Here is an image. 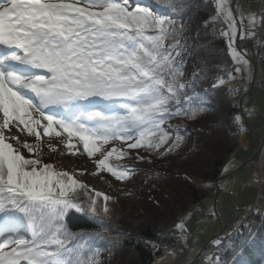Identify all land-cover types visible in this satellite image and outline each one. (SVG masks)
Listing matches in <instances>:
<instances>
[{
    "label": "snow or ice",
    "instance_id": "1",
    "mask_svg": "<svg viewBox=\"0 0 264 264\" xmlns=\"http://www.w3.org/2000/svg\"><path fill=\"white\" fill-rule=\"evenodd\" d=\"M153 3L0 0V264H102L92 243L104 237L72 231L69 217L90 215L105 227L113 197L99 191L89 195L74 174L44 162L42 137L49 138L51 151L61 144L73 156L86 154L94 173L124 181L137 167L114 165L111 158L134 156L151 163L153 155L171 153L183 138L180 125L168 121L193 120L204 110L185 72L190 29L182 13L190 5L187 0ZM215 11L212 19L223 18L227 30L221 35L239 65L234 71L241 72L249 61L237 40L256 36L257 18L249 14L245 25L246 18L241 14L237 20L227 0H215ZM231 123L244 130L242 114L232 116ZM244 227L240 223L233 234ZM176 228L183 238L185 223ZM215 245L240 255L234 242L227 248L216 238Z\"/></svg>",
    "mask_w": 264,
    "mask_h": 264
},
{
    "label": "trees",
    "instance_id": "2",
    "mask_svg": "<svg viewBox=\"0 0 264 264\" xmlns=\"http://www.w3.org/2000/svg\"><path fill=\"white\" fill-rule=\"evenodd\" d=\"M138 2L155 7L153 0ZM187 3L190 6L182 15L187 17L186 29H190L187 33L189 58L193 59L195 70H199L190 78L196 84L194 93L205 107L193 120L176 117L168 121L180 125L178 131L183 139L171 153L160 157L153 155L162 166L150 170V189L142 208L131 212L121 199L113 197L107 202L110 215L104 217L105 227L90 215H70L72 231L99 233L104 237L92 243L94 249H99L102 264H154L156 258L183 243L176 225L194 205L216 197L222 170L241 144L243 131L231 123L232 116L241 114L240 106L231 100L229 86L219 82L220 79L224 81L229 72L233 73L235 66L227 39L212 34L215 5L212 0H187ZM205 68L209 70L203 72ZM175 131L177 129H173ZM110 163L124 165L112 158ZM176 163L181 165L176 166ZM94 193L89 191L90 195ZM98 203L103 204L102 197ZM22 235L30 236V233ZM223 241L227 248L233 242L239 246L240 255L218 249L220 264H234L235 261L264 264V212H254L250 226L238 234L227 235ZM154 244L158 248L153 247Z\"/></svg>",
    "mask_w": 264,
    "mask_h": 264
},
{
    "label": "rangeland",
    "instance_id": "3",
    "mask_svg": "<svg viewBox=\"0 0 264 264\" xmlns=\"http://www.w3.org/2000/svg\"><path fill=\"white\" fill-rule=\"evenodd\" d=\"M212 1L215 5V0ZM227 2L233 9L237 20L243 14L246 18L245 25H247L249 14H255L257 26L254 31L257 35L261 27L260 17L264 15V0H227ZM212 22L214 23L212 34L224 37L221 32L227 30V28L223 23V18L213 19ZM225 38L227 39V37ZM254 38L237 40L239 50L249 61V66L241 72H235L234 69L239 65L233 62L235 66L232 70L233 73L229 72L231 75L228 73L227 78L224 80V83L229 86L231 100L240 106L243 115L244 130L240 139V147L222 170L216 197L194 205L179 222L185 223L186 232L183 243L175 247L180 246L185 249H181L182 252L177 254L173 251L175 248L173 247L171 251H166L164 256L156 258L154 264H220V252L216 248L215 239L220 238L223 240L227 235L233 234L235 227L243 223L234 218V211L239 209L245 215L250 214L247 222L243 223L245 227L250 226L254 212H264V171L259 169L258 166V172L255 165L252 164V162H256L257 149L261 144V139L264 140V122L262 121L264 116V88L262 89L259 86V81L264 82V62L260 60L258 55L260 41ZM250 41L253 43H248ZM261 41L263 47L264 38ZM189 56L186 57L185 72L190 78L196 76L199 70H195L193 59ZM240 67L243 68V66ZM208 70V68H205L203 72ZM26 138L30 143H35L33 137ZM48 140V137H42L41 156L44 162L53 164L58 171H67L74 174L90 190L102 192L118 200L121 199L124 207L131 212H135L144 206L147 199L146 195H148L150 189L148 185L151 183L150 170L161 169L162 166L161 162H158L154 156L151 157V163H141L136 159L129 160V157L123 159L113 157L112 159L115 162L119 161L122 164L137 165L139 167L132 176L137 178L138 181L127 185L126 180L118 181L103 171L94 173L95 165L91 167L90 163H86L90 161L86 154H77L83 164L75 167V156L69 154L68 150L61 144L56 145V151H51L47 144ZM52 142L56 143V140L53 139ZM121 146L119 142L116 143V147ZM190 146L191 142L188 148ZM247 146L248 148L245 149ZM132 152H138L141 156L148 155L143 150H132ZM24 153L27 154V150H24ZM249 161L250 163H248ZM177 165L181 164L176 163ZM80 171H82V175L79 173ZM100 178H103V180L98 183ZM211 242L214 243V250L203 255L201 260L198 259L197 262L193 263L198 254H203L205 247ZM186 248H189L188 252H186Z\"/></svg>",
    "mask_w": 264,
    "mask_h": 264
},
{
    "label": "built area",
    "instance_id": "4",
    "mask_svg": "<svg viewBox=\"0 0 264 264\" xmlns=\"http://www.w3.org/2000/svg\"><path fill=\"white\" fill-rule=\"evenodd\" d=\"M263 38H264V26H261L257 35L255 36V39H259V41H260L258 55H259L260 60L264 61V53H263V47H262V41H261V39H263ZM196 74H198V73H196ZM259 82H260L259 86L263 89L264 88V82H262V81H259ZM262 121L264 122V116L262 118ZM263 127H264V124H263ZM247 148H248V146L245 147V149H247ZM257 152H258V154L256 155L257 156L256 158L258 160L256 158H254V159H256V162H252V164L255 165V168L257 171L259 169H263V171H264V145H262V147H260V149ZM258 166H259V169H258ZM260 174H261V172H260ZM234 218L236 220H239V221L244 223V222H247V220L250 218V214L248 213L247 215H245L242 210L236 209L234 211ZM181 249H185V248L179 246V247H175L173 251L178 254V253L182 252ZM213 250H214V243L211 242L205 247L203 254H200V255L198 254L197 258L194 260L193 263L197 262L198 259L201 260L203 255L208 254L209 252H212ZM188 251H189V248H186V252H188Z\"/></svg>",
    "mask_w": 264,
    "mask_h": 264
},
{
    "label": "bare ground",
    "instance_id": "5",
    "mask_svg": "<svg viewBox=\"0 0 264 264\" xmlns=\"http://www.w3.org/2000/svg\"><path fill=\"white\" fill-rule=\"evenodd\" d=\"M261 144L264 145V140H263V139H261ZM261 144L259 145L257 151L260 149V147H262ZM78 156H79V155H75V157H74V160H75V164H74V166H75V167L80 166V165L83 164L82 160H81ZM88 159H89V158H88ZM128 159H129V160H131V159H135V157H134V156H129ZM89 160H90V161H89V162H86V163H87V164L90 163L91 167L94 166L95 164L93 163L92 159H89ZM135 166L137 167V169L139 168L137 165H135ZM81 172H82V171H80L79 173H81ZM102 180H103V178H100V179L98 180V183H100ZM137 181H138L137 178L131 177L129 180H126V184H127V185H131V184H133V183H135V182H137Z\"/></svg>",
    "mask_w": 264,
    "mask_h": 264
},
{
    "label": "water",
    "instance_id": "6",
    "mask_svg": "<svg viewBox=\"0 0 264 264\" xmlns=\"http://www.w3.org/2000/svg\"><path fill=\"white\" fill-rule=\"evenodd\" d=\"M248 163H250V161Z\"/></svg>",
    "mask_w": 264,
    "mask_h": 264
}]
</instances>
